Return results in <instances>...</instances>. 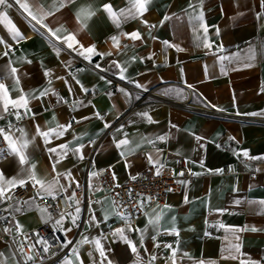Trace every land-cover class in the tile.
Returning a JSON list of instances; mask_svg holds the SVG:
<instances>
[{
	"label": "crops",
	"instance_id": "1",
	"mask_svg": "<svg viewBox=\"0 0 264 264\" xmlns=\"http://www.w3.org/2000/svg\"><path fill=\"white\" fill-rule=\"evenodd\" d=\"M89 2L97 11L87 29L81 30L75 19L77 9L85 0H75L55 15L48 16L45 22L53 27L64 25L75 32L84 45H95L97 52L103 55L94 56L92 63L67 50L57 55L52 46L57 42L51 41L39 25H36L39 31L34 30L18 11L14 0H9L13 7L6 12L26 39L12 41L0 23V37L13 45L9 55L3 56L7 49L0 44V77H7L9 69L5 66L13 61L12 66L26 74L21 81L25 91L50 87L63 97L58 102L57 96L50 93L42 101H31L35 119L28 118L19 124L32 136L35 124L45 129L55 126L49 123L55 115L56 122L70 123L71 127L60 140H54V144L68 143L69 149L84 146L83 159L71 150L66 157L49 154L39 137L29 148L40 178L51 180L56 173L71 170V178L60 176V184L67 187L72 181L88 182L85 204L83 197L74 195L69 199L73 208L70 215L65 214L62 228L70 231L54 227L65 242H73L69 245V254L58 264H64L66 258L74 264H79L80 260L83 264H93L94 259L99 264L101 258L91 243L79 247V260L73 255V248L83 236L92 239L101 234L106 237L101 243L113 264H133L135 257L128 245L111 235L118 228H124L125 234L137 244L144 262L155 255L154 264H171L168 259L171 250L163 247L171 244L178 250L177 264H199L200 261L204 264H264V205L258 203L264 200V115H251L264 113L262 0H152L143 17L156 25L150 30L140 20H130L118 29L103 11L106 3H111L118 11L126 6V0ZM40 3L48 11L53 0H40ZM189 4L195 7L190 8ZM201 11L209 29V42L213 44L211 49L203 47L202 39H197L203 38V30L198 24L194 28L189 20V14L198 15ZM165 15L172 18L161 24ZM137 29L143 40L133 42L120 36L121 50L118 52L111 37L121 31L130 33ZM164 42L183 50L178 51ZM221 44L223 51L218 49ZM58 46L63 48V45ZM253 52L255 59L251 58ZM221 55L233 58L231 62L223 61V71L218 59ZM28 60L32 62L27 63ZM113 60L126 69L128 79L144 87L137 88L135 83L120 80L119 69L112 66ZM96 64L100 68H96ZM45 70L51 75L45 76ZM101 76L106 79L102 80ZM4 82L11 86L12 80L7 78ZM81 85L89 91H82ZM120 88L125 92L119 91ZM16 95L12 93L13 98ZM145 112L151 122L138 115ZM96 113L103 119L97 118ZM8 120L17 123L14 116L5 117L0 123L6 124ZM106 123L110 127L105 128ZM160 136L167 139H157ZM125 138L129 145L118 148L116 142ZM137 144L141 147L134 154H121ZM245 151L247 157L243 155ZM148 154L163 167L174 165L177 157L185 159L196 177L185 181L181 191L170 193L163 204L148 207L137 220L130 221L134 229L147 227L143 247H140V233L128 232L124 220L116 215L104 219L105 212L118 210L111 196L95 185L92 173L108 169L116 182L125 183L147 169L162 168L159 164L155 167L149 164ZM56 159L60 162L56 163ZM54 163L56 172L52 170ZM0 170L10 178L19 172V166L15 158L5 153V159L0 160ZM61 193L69 198L74 192L70 186L67 191L58 190L57 195ZM33 196L30 194L21 202ZM251 201L257 203H249ZM37 205L44 208L35 201L31 207L22 204L23 211L15 213L23 231L38 227L44 221ZM77 207L80 208L78 226L72 222ZM145 213L160 215L159 235L148 225ZM93 215L99 226L95 222L89 226ZM252 228L257 230L252 231ZM157 243L160 248L155 247ZM16 247V244L0 240V252L6 257H12ZM17 258L20 259L18 253L8 264H15Z\"/></svg>",
	"mask_w": 264,
	"mask_h": 264
},
{
	"label": "snow or ice",
	"instance_id": "2",
	"mask_svg": "<svg viewBox=\"0 0 264 264\" xmlns=\"http://www.w3.org/2000/svg\"><path fill=\"white\" fill-rule=\"evenodd\" d=\"M202 2V0H201ZM14 3L18 5V11H21V15L24 16V18L28 21L29 25L36 31H39V29H43L44 32L48 35L51 41H55L57 43H53V49L56 51L57 55L61 51H69L70 53H74L78 57H82L83 60L88 61L89 63L93 62L94 56H102L103 54H100L97 52L95 45H84L80 40L77 39V34L75 32L69 31L64 25H59L57 27L50 26L49 23H46V18L48 16L55 15V13L59 12L61 8L66 7L69 4L75 3V0H53V4L51 6V10L46 11L43 7V4L40 3V0H31V3L28 2V0H14ZM152 3V0H126V6L120 8L118 11L114 10L111 3L104 4L103 11L108 15V17L112 20L113 24L120 29L122 24L130 21V20H140V22L145 25L147 29H151L156 27L155 24H150L146 19H144L145 13L148 12V6ZM262 6H264V0H262ZM13 4L9 3V0H0V9H4L3 11H0V23L4 25V27L7 29V31L10 34L12 41H20L23 39H26V36L21 33V31L16 27V25L12 22V20L8 17L6 9L12 8ZM190 8H194L195 5L189 4ZM97 9L94 8L93 3L89 2V0H85V3L82 4L75 13V19L80 25L81 30L88 28V22L91 20L93 16L96 15ZM187 11V10H185ZM172 17L169 15H165L163 20L160 22L161 24L171 19ZM189 20L191 23H193L194 28L198 24L199 28L203 30L204 36L203 38L197 37L198 40L202 39V44L204 48L211 49L213 47V44L209 42L208 39V27L204 23V14L201 11L198 15H191L189 14ZM34 22V23H33ZM36 25H39V29L36 28ZM219 34V30L217 29V35ZM120 36H123L127 39L135 41H142L143 37L141 35V32L139 29L134 30L130 33L121 31L119 35H113L111 37V40L116 47L117 51L119 52L121 50L120 45ZM167 46L170 47H176L178 51H181L183 49H180L176 45H169L168 42H164ZM0 44H3L4 47L7 49L2 53L3 56H8L9 52L11 51L13 45L9 42H7L3 37H0ZM58 45H63V48H61ZM199 46V45H198ZM124 48H127V45L124 46ZM219 51H223V45L218 46ZM112 53H108V55H111ZM252 59H255V53H252L251 56ZM143 59V58H141ZM218 59L222 63V71L223 69V61L227 60L231 62L233 59L230 56L221 55L218 57ZM23 62V58H22ZM27 63H31V60L26 61ZM13 61H9V63L5 66L7 69H9L7 77H0V120H4L5 117L8 116H14L17 123H12L11 120H8V122L0 126V142H5L7 147H0V160L5 159V153L8 156H12L16 159L18 166H19V172L12 177H6L4 172L0 170V204H4L5 202H11L8 203V207L4 208L3 211L8 213V216H0V221H7L8 225L3 228L4 233L12 234L13 227L16 230V234L23 237L22 240H16L15 237L13 239V243L17 245L16 251L12 254V257H6L4 253L0 252V264H8V260L10 258H16L17 253L19 254V257L22 258V264H35L36 256L35 255H29L25 252V247H27L30 251L34 250L36 247V244H40L42 246V251L44 253H48L51 248L55 247V243L50 242L48 239L41 237L39 233H35L33 236H28L23 232V225L19 223L18 220L15 219V213H19L23 211V208L21 207L22 204H26L29 207L33 205V203L39 198L40 200H45L47 197H51L53 200L57 199V192L59 191H67V188L71 185H68L67 187L65 185L60 184V176H64L65 179L71 178V170H68L66 173H56V176L53 177L51 180H46L44 178H40L37 175L36 172V163L33 161V158L31 156V153L29 152V148L31 146L35 145V140L37 137H39L43 144L46 147V150L49 154H53L56 157H66L68 154V151H73L74 153H79L80 159H83L82 154V148L84 147L81 145L79 148L75 149H69L68 143H60V144H54V140H60L65 133L68 131V129L71 127V124H59L56 122L55 115L52 117V121L49 123H54L55 126L42 128L41 125L35 124L34 125V135L29 136L28 132L26 131L25 127L21 126L19 124L20 121L26 120L28 118L35 119V113L33 112V109L30 107V103L33 100H41L44 97H47L50 93L52 95L57 96L58 102L63 100V97H60L57 93H55L50 87H46L43 90H37V89H29L25 91V89L21 86L22 78L24 77V73L20 72V70L17 67L12 66ZM112 66L116 69H119L118 78L120 80H127L128 83H135V87L137 88H143L144 86L139 84L138 82H134L131 79H128L125 76L126 69L123 68L117 61H112ZM251 66V65H246ZM96 68H100L99 64L95 65ZM103 70V69H102ZM110 70V69H109ZM114 75H117V73H113ZM45 76H50L51 73L49 70H45L44 72ZM10 78L12 80L11 86L6 84L4 82L5 79ZM102 80L106 79L104 76L100 77ZM79 83V81H76ZM107 83H111L110 80L106 81ZM49 84H51V80H49ZM65 84H68V81L65 80ZM191 89V86H187ZM82 91L87 93L89 89L84 88L83 85H81ZM121 92H125L123 88L118 89ZM194 91V90H193ZM15 92L17 95L15 98H13L12 93ZM38 92V94H37ZM69 92H71V86H69ZM182 94V93H181ZM125 95H129L128 93H125ZM201 99H205L203 97H200ZM66 102V101H65ZM82 103V102H80ZM212 107H215L214 105H210ZM141 117H146L149 122H151V117L148 115L147 112L145 113H139ZM251 115H264V113H251ZM97 118L103 119L99 115V113H96ZM110 127L107 123L105 124V128ZM172 127H176L175 125H172ZM119 131V130H118ZM147 140L148 143H154V141L148 140V138H144ZM157 139L164 141L167 139L166 136H160L157 137ZM197 140L202 139V137H196ZM229 139H234L230 137ZM129 145V140L127 138L121 139L116 142V146L118 148H121L122 146ZM141 147V144H137L135 147L127 148L126 152L122 151V155L127 154H134L137 149ZM245 157L248 156V152L245 151L243 153ZM148 161L149 164L153 165L154 167L159 164V167H163L162 164H160L159 160H153L152 155L148 154ZM256 159V158H253ZM60 160L56 159V163H59ZM56 163L52 165L53 172H56ZM217 171H223V170H217ZM157 175H159V168H157ZM92 175H96V173H92ZM180 175H183V173H180ZM114 176V174H113ZM115 178V176H114ZM132 179H135V177H132ZM31 183V186L33 188H37L36 196L30 197L26 201H18L15 200L14 195L12 194L14 189L17 187H24L25 185ZM79 187V184L76 185ZM119 187V185H117ZM74 193L69 196V199L74 198ZM129 196L131 198V193H129ZM148 199H151L150 197ZM79 203V201H77ZM236 203H240L237 201ZM249 203H257L256 201H251ZM259 204L264 205V200L258 201ZM115 204V202H114ZM40 213L41 218L44 220L45 223H48L52 220L51 213H48L47 207L39 208L37 205ZM137 211H142L144 207L143 201H141L139 204H137ZM168 207V206H165ZM76 216L72 217V222L74 225H76V220L78 218V215L80 213V208L77 207L75 209ZM155 212V210H153ZM60 218L55 220L54 227L61 226V230H64L65 232L70 231V229H63L62 228V222L65 218V213L61 212ZM70 215V214H68ZM109 215H116L120 217L122 220L126 222L127 230L128 232L137 231L140 233V247H143V241H144V233L147 231V227L144 229H134L131 226V215L128 213H122L119 211L113 210L112 213L105 212L104 219L107 220ZM145 215L148 216V225L152 226V228L156 231V234L159 235V221H160V215H151L148 213H145ZM9 216L12 217V220H9ZM14 221V223H13ZM95 222L96 226H99V222L96 221L95 215H93L90 219L89 226H92V223ZM78 226V225H76ZM223 227V225H221ZM252 231H256L257 229L252 228ZM173 232L175 230L173 229ZM178 235V233H175ZM116 238H119L121 241H123L126 245H128L130 252L134 255L135 259L133 261V264H154L157 257L155 255H150L149 260L144 262L142 261V258L140 256L139 249L137 247V244L129 238L128 235L125 234L124 228H118L113 233H111ZM34 243H27L28 240H33ZM102 239H106V237L101 234V237L98 238H92L89 239L87 236H83L82 240L77 242V247L73 248V255L77 257L79 260V247L84 244L91 243L94 246L95 251L99 253V257L101 258L99 260V264H105V261H107V264H113V262L108 258V255L105 251L104 245L101 243ZM155 240V237H153ZM73 242L71 240H68L66 243H61L59 246L61 248H66L69 245H71ZM155 247L160 248L161 245L157 243ZM164 248L171 250V255L168 257L169 260H171V264H177V249L173 247L171 244H165L163 245ZM148 250L145 248V252ZM236 251L239 252V245L236 246ZM92 253H89V256H91ZM185 255H187L185 253ZM235 258V257H233ZM15 264H21L20 259H15ZM64 264H74V261L71 259L66 258L64 260ZM79 264H83V261L80 260ZM93 264H97L95 259L93 260ZM199 264H204L203 261H200ZM243 264V262H242ZM255 264V262H253Z\"/></svg>",
	"mask_w": 264,
	"mask_h": 264
},
{
	"label": "built area",
	"instance_id": "3",
	"mask_svg": "<svg viewBox=\"0 0 264 264\" xmlns=\"http://www.w3.org/2000/svg\"><path fill=\"white\" fill-rule=\"evenodd\" d=\"M5 124L0 123V126ZM0 147L6 148L5 142H0ZM157 169H147L142 172L135 179L129 178L125 183L116 182L114 176L111 175L108 169H99L94 175L95 185L100 188V190L105 194L111 196L114 205L119 212L128 213L131 215V221H135L140 217L148 207H154L156 205L163 204L168 195L173 192H179L182 190V186L185 181H192L195 179V174L190 169L189 165L186 163L185 159L180 157L176 158L174 165L164 166L159 169V175L156 174ZM183 173V175H180ZM76 181L71 182L72 192L78 197H83V204H85V194L86 188L88 186L87 180L79 187ZM119 185V187H117ZM37 188H33L31 183L25 185L24 187H17L13 191L15 200L22 201L26 196L34 194L36 196ZM131 193V198L129 196ZM151 199H148V198ZM141 201L144 203L142 211H137V204ZM36 202L41 206L47 207L48 213H51L52 220L48 223L44 221L38 227L28 229V231H23L28 236H33L35 233H39L41 237L48 239L50 242L55 243V247L51 248L48 253L42 251V246L36 244L34 250L30 251L25 247V252L29 255L36 256L35 264H58L64 257L69 254V247L61 248L59 245L61 243H66L63 237L59 234L57 229L53 226V220L59 217L60 213L65 214L70 213L72 210L71 203L68 196L65 193L57 195V199L53 200L51 197H47L45 200H40L37 198ZM8 203L0 204V216H8V213L4 212L3 209L8 207ZM11 220V216H9ZM8 225L7 221H0V240H5L8 243L14 245L13 239L22 240L23 237L16 234V230L13 227V233L8 234L3 232V228ZM82 228V224L79 230ZM33 240H28L27 243H34ZM17 246V245H16ZM22 264V258L19 257Z\"/></svg>",
	"mask_w": 264,
	"mask_h": 264
}]
</instances>
